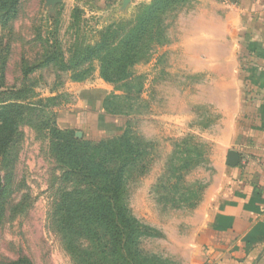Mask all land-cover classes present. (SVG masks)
<instances>
[{"label": "rangeland", "instance_id": "rangeland-1", "mask_svg": "<svg viewBox=\"0 0 264 264\" xmlns=\"http://www.w3.org/2000/svg\"><path fill=\"white\" fill-rule=\"evenodd\" d=\"M199 7L197 0H21L17 18L7 27L0 24V44L8 45L7 69L0 67V77L6 74L8 88H20L17 96L5 98L19 97L22 105L37 106L23 110L19 143L12 136L17 146L8 155L0 154V175H10L1 200L0 264H194L193 237L203 218L196 216L197 207L207 186L224 176L225 146L216 141L222 137L225 114L208 106L195 110L189 103L194 119L182 127L165 119L168 85L150 63L164 46L183 40L181 28L202 23L195 11ZM113 24L120 25L116 44L129 31L138 39L146 25L149 52L141 53L144 59L137 64L128 60V79L102 101L91 90L103 85L100 80L105 82L102 57L87 60L84 52L101 43V33ZM217 53L223 56L224 50ZM84 61L86 65L78 67ZM33 65L38 69L23 82L22 69ZM79 83L89 89H77ZM101 103L105 116L98 113ZM3 123V128L9 124ZM67 124L71 127L65 129ZM54 129L94 144L116 141L123 151V135H130L139 152L128 171L123 202L134 221H121L112 212L110 233L103 226L88 230L86 218L72 229L64 222V196L75 184L65 178L66 163L56 153L67 135ZM131 230L130 256L126 250ZM115 248L122 251L112 259Z\"/></svg>", "mask_w": 264, "mask_h": 264}, {"label": "crops", "instance_id": "crops-1", "mask_svg": "<svg viewBox=\"0 0 264 264\" xmlns=\"http://www.w3.org/2000/svg\"><path fill=\"white\" fill-rule=\"evenodd\" d=\"M197 2L202 23L181 28L183 40L164 46L150 63L168 85L165 119L182 127L195 118L189 103L225 114L216 141L225 146L224 176L207 186L197 207L203 218L193 237L194 264H264V0ZM100 82L91 90L103 101L114 88ZM98 110L104 114L102 103ZM230 151L240 155L237 167L226 165Z\"/></svg>", "mask_w": 264, "mask_h": 264}, {"label": "trees", "instance_id": "trees-1", "mask_svg": "<svg viewBox=\"0 0 264 264\" xmlns=\"http://www.w3.org/2000/svg\"><path fill=\"white\" fill-rule=\"evenodd\" d=\"M21 0H0V24L7 27L12 23L20 13ZM120 25L113 24L105 28L102 35L101 43L94 47L88 48L84 53L87 60L93 59L96 56H101V75L104 81L113 87L118 83L124 82L128 79L126 74L127 62L129 59H135L133 64H137L141 60L140 54L147 55L149 52V35L150 29L145 25L141 31L140 37L135 39L131 31L127 36L117 43L119 37ZM117 45V46H116ZM8 45L6 43L0 44V67L1 69L7 66ZM2 54V56H1ZM118 54H122L124 59L121 60ZM140 57V58H139ZM53 63L46 62V66ZM39 65V64H38ZM86 65L85 61L80 62L78 67ZM39 66H43L40 64ZM0 69V70H1ZM7 69V68H6ZM37 66H27L22 69L23 82L36 71ZM6 74L0 77V133L9 132L7 137H0V154L8 155L17 145L11 139L15 137L19 143L17 128L20 120L24 119L23 110L33 111L37 106L35 105H22L19 103V97L16 100L5 98V96H17L20 88H8L5 84ZM108 98L105 104L109 102ZM113 99H121V96H113ZM140 98H137L139 100ZM8 121L9 124L4 128L3 122ZM9 128L10 130H8ZM53 133L59 135H67L64 139L65 142H59L56 145L57 156L65 161L63 168L65 170L64 176L67 181H73L75 184L74 191L69 195L65 194L64 199L68 204L63 203L62 219L68 220L70 228L78 222L85 221L88 230L106 227V233H110L112 224L115 218L119 217L121 221L127 217L134 221L123 202V196L126 191V180L128 171L135 165V157L139 151L133 148V143L129 134L123 135V144L126 151L121 149L116 141L93 143L89 140L77 139L72 132L61 131L54 129ZM15 143V144H12ZM74 155V153H76ZM73 154L68 158L63 159V156ZM77 155V156H76ZM76 156V157H75ZM80 156V157H79ZM79 157V158H78ZM10 175H0V211L3 215V204L1 200L4 197L7 186L10 184L8 180ZM112 212H116L115 218H112ZM109 229V230H108ZM135 231L131 230L127 234L126 250L128 255L131 256L133 243L131 242L132 234ZM120 243L115 236V247H119ZM116 249V248H115ZM122 250L117 248L110 253V258H118L119 252ZM123 256V255H122Z\"/></svg>", "mask_w": 264, "mask_h": 264}, {"label": "water", "instance_id": "water-1", "mask_svg": "<svg viewBox=\"0 0 264 264\" xmlns=\"http://www.w3.org/2000/svg\"><path fill=\"white\" fill-rule=\"evenodd\" d=\"M63 0H47L49 4L59 3ZM241 158L240 155L235 151H230L227 155L226 165L228 167H237L240 164Z\"/></svg>", "mask_w": 264, "mask_h": 264}]
</instances>
